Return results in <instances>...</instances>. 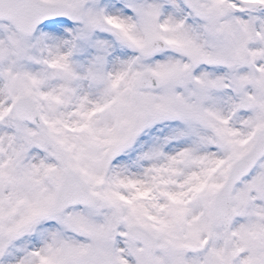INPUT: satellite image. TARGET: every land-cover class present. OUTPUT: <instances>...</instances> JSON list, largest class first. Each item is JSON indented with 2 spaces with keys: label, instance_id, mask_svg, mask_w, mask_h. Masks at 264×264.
Masks as SVG:
<instances>
[{
  "label": "snow or ice",
  "instance_id": "obj_1",
  "mask_svg": "<svg viewBox=\"0 0 264 264\" xmlns=\"http://www.w3.org/2000/svg\"><path fill=\"white\" fill-rule=\"evenodd\" d=\"M0 264H264V0H0Z\"/></svg>",
  "mask_w": 264,
  "mask_h": 264
}]
</instances>
